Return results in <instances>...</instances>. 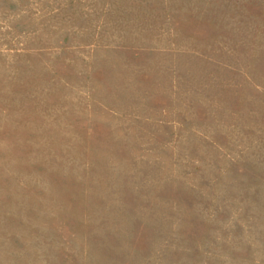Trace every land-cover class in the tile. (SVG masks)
<instances>
[{
	"label": "rangeland",
	"instance_id": "obj_1",
	"mask_svg": "<svg viewBox=\"0 0 264 264\" xmlns=\"http://www.w3.org/2000/svg\"><path fill=\"white\" fill-rule=\"evenodd\" d=\"M0 264H264V0H0Z\"/></svg>",
	"mask_w": 264,
	"mask_h": 264
}]
</instances>
